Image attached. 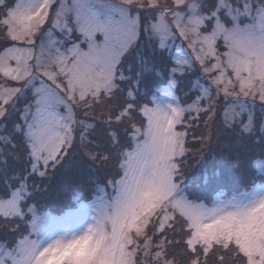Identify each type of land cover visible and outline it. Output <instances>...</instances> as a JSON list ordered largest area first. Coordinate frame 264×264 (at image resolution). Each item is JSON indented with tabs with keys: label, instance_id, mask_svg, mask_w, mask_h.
Returning a JSON list of instances; mask_svg holds the SVG:
<instances>
[{
	"label": "snow or ice",
	"instance_id": "6c2138e0",
	"mask_svg": "<svg viewBox=\"0 0 264 264\" xmlns=\"http://www.w3.org/2000/svg\"><path fill=\"white\" fill-rule=\"evenodd\" d=\"M0 264H264V0H0Z\"/></svg>",
	"mask_w": 264,
	"mask_h": 264
},
{
	"label": "trees",
	"instance_id": "16d2710c",
	"mask_svg": "<svg viewBox=\"0 0 264 264\" xmlns=\"http://www.w3.org/2000/svg\"><path fill=\"white\" fill-rule=\"evenodd\" d=\"M213 152L212 149L205 151V157L207 158V165L210 168H219L221 170V180L224 183L223 191L213 192L210 189L204 191V195L212 199L221 197L223 199L230 198L235 193L231 191L235 187L233 182V176L229 171L226 163L224 162L222 155L219 151L215 153V161L212 160ZM78 157H75L68 164L56 173L50 179L48 183L47 200L50 204L51 214L58 216L62 211H66L71 201L68 197L71 195L75 185L71 182L70 177L76 170ZM193 168L196 167V162H192Z\"/></svg>",
	"mask_w": 264,
	"mask_h": 264
},
{
	"label": "rangeland",
	"instance_id": "374dc122",
	"mask_svg": "<svg viewBox=\"0 0 264 264\" xmlns=\"http://www.w3.org/2000/svg\"><path fill=\"white\" fill-rule=\"evenodd\" d=\"M179 43V42H178ZM75 157H72V158H70L67 162H66V164H68L70 161H72L73 159H74ZM65 164V165H66ZM215 200H217V201H219V200H222L221 198H216ZM54 216V215H53Z\"/></svg>",
	"mask_w": 264,
	"mask_h": 264
}]
</instances>
